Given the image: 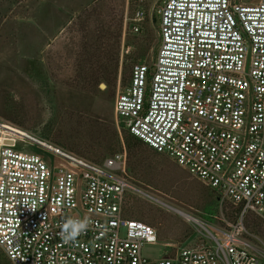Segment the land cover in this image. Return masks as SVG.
<instances>
[{"label":"built area","instance_id":"obj_1","mask_svg":"<svg viewBox=\"0 0 264 264\" xmlns=\"http://www.w3.org/2000/svg\"><path fill=\"white\" fill-rule=\"evenodd\" d=\"M157 15L153 63L132 66L113 114L218 196V221L175 210L201 243L149 260L141 251L156 231L126 215L139 191L123 144L93 164L0 120V249L10 264H264V0H165ZM144 18L137 8L132 31ZM68 217L89 228L66 244Z\"/></svg>","mask_w":264,"mask_h":264},{"label":"rangeland","instance_id":"obj_2","mask_svg":"<svg viewBox=\"0 0 264 264\" xmlns=\"http://www.w3.org/2000/svg\"><path fill=\"white\" fill-rule=\"evenodd\" d=\"M164 1L0 0V120L50 147L101 163L114 128L119 131L116 93L128 84L133 65L153 63ZM137 8L145 18L134 32L128 19ZM140 151L126 154V179L139 191L129 193L127 207L155 229L154 243L141 252L156 261L201 243L195 226L175 210L215 223L219 198L213 208L214 194L170 158L144 145Z\"/></svg>","mask_w":264,"mask_h":264},{"label":"trees","instance_id":"obj_3","mask_svg":"<svg viewBox=\"0 0 264 264\" xmlns=\"http://www.w3.org/2000/svg\"><path fill=\"white\" fill-rule=\"evenodd\" d=\"M116 126L117 127L119 126V131H117V128H114V132L112 133V140L109 139L110 142L108 144V147L104 148V150L102 151L103 155L106 156V157H104V159L111 157L115 153L121 151L122 144L125 148L126 154L128 153V155L132 156V157L139 156L141 154V151H140L141 145H144V144L141 141H139L138 139L131 136L126 130L122 129L120 124H116ZM150 151H152V150L150 149ZM152 152H154V151H152ZM155 154H157V153H155ZM157 155H160V154H157ZM103 160H102V162H103ZM101 163H98V164H101ZM206 189H209V188H206ZM210 193H213L214 197L210 198L211 200L209 203L212 204L211 206L213 208H215V207H217L218 196L212 190H210ZM128 197H129V194H128ZM128 197H127V200H128ZM125 208H126L127 217L133 218V219H138L137 217L132 216L133 215L132 212L134 211L133 210L134 208L133 209L130 207L128 208L127 207V201H126ZM226 213H228V211ZM134 215L135 216L138 215V217L141 216V214H136V213H134ZM138 220H140V219H138ZM0 264H10L9 261L7 260L6 256H5V254L3 253V251L1 249H0Z\"/></svg>","mask_w":264,"mask_h":264},{"label":"clouds","instance_id":"obj_4","mask_svg":"<svg viewBox=\"0 0 264 264\" xmlns=\"http://www.w3.org/2000/svg\"><path fill=\"white\" fill-rule=\"evenodd\" d=\"M88 228L89 222L87 218L68 217L61 224L60 237L64 243L69 244L76 241Z\"/></svg>","mask_w":264,"mask_h":264},{"label":"bare ground","instance_id":"obj_5","mask_svg":"<svg viewBox=\"0 0 264 264\" xmlns=\"http://www.w3.org/2000/svg\"><path fill=\"white\" fill-rule=\"evenodd\" d=\"M7 145H8V144H7ZM183 217H185L186 219H188V217H187V216H185V215H184Z\"/></svg>","mask_w":264,"mask_h":264},{"label":"water","instance_id":"obj_6","mask_svg":"<svg viewBox=\"0 0 264 264\" xmlns=\"http://www.w3.org/2000/svg\"><path fill=\"white\" fill-rule=\"evenodd\" d=\"M6 141H8V140H6ZM9 142V144H12V142L11 141H8Z\"/></svg>","mask_w":264,"mask_h":264}]
</instances>
